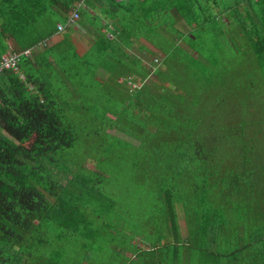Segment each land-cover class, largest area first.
<instances>
[{
  "label": "trees",
  "instance_id": "1",
  "mask_svg": "<svg viewBox=\"0 0 264 264\" xmlns=\"http://www.w3.org/2000/svg\"><path fill=\"white\" fill-rule=\"evenodd\" d=\"M82 1L94 0H0V57L18 58L0 71V264H60L49 232L112 215L110 175L132 192L141 177L153 188L143 223L158 216L150 247L124 264H264V0L174 1L185 33L169 10ZM73 9L87 37L58 32ZM154 34L165 54H131ZM240 39L258 71L248 84L229 76Z\"/></svg>",
  "mask_w": 264,
  "mask_h": 264
},
{
  "label": "rangeland",
  "instance_id": "2",
  "mask_svg": "<svg viewBox=\"0 0 264 264\" xmlns=\"http://www.w3.org/2000/svg\"><path fill=\"white\" fill-rule=\"evenodd\" d=\"M174 1L179 0H173V2ZM82 4H84L83 1ZM167 17H165V19H167ZM77 18H79V16ZM72 25L73 27L71 28L81 31L83 35L87 37L85 30L78 24V22L75 21ZM177 26H179L181 32H186L187 29L181 28L179 24ZM152 41L153 42H148V40H138V43L136 44L137 46L132 49L131 54L135 57L142 56L145 54L144 47H147L154 50L156 55L162 56L166 51L157 50L155 48L156 45H160L167 50L172 46L166 35L154 34L152 35ZM179 44L182 47L185 46L181 40H179ZM246 47L247 46L244 44L242 39H240V42L238 41V45L236 44V46L233 47V51L236 52H231L233 55L229 56V61L236 62V65L233 63L231 64L229 76L232 77L234 82H236L238 78L239 82L244 81L248 84L249 78H251L252 74L255 72L257 73L258 71L255 70L253 60H250V52L248 47ZM41 48L42 45H39L37 50ZM239 49L240 51H238ZM224 55L228 57L227 54ZM146 56H149L148 52H146ZM154 58H158V61H153L154 66H157L158 62H160V57L158 56ZM239 61L244 63L243 66L240 65ZM237 65L240 67L238 75L235 73ZM131 74L132 76H136L138 79H142V77L136 73ZM107 75L108 74L101 69L95 72L96 78L101 81L105 80ZM136 82L138 83L139 80H136ZM132 87L133 80L130 83L127 82L124 86L127 90H130ZM251 88L260 90V81H258L255 86L252 85ZM260 93L261 96H263V91H260ZM232 101L235 109L237 108L241 111L243 110L241 109L243 104L238 99L233 98ZM219 111L222 115L223 110ZM230 119H233L232 114L230 115ZM108 132L118 135V137H125L122 132L116 129H110ZM110 176L112 177L113 183L107 187L112 194L111 197L115 199V209L112 210V215H105V213L99 215H88L86 222L88 228L90 229L89 232L85 230V220L84 222H79L78 229L76 231L71 230L65 232L67 233V237H62L61 239L58 238L60 230L58 232L57 230L50 231L49 237L54 242L45 248L50 259H53L56 263L60 264H124L125 262L129 263L132 261L135 250L150 247V238L157 237V233H154L155 231L152 227L155 223H158V216L154 215L152 222L145 221V223H143V220L149 213V210H144L146 205L142 203L145 201L146 196L143 194L142 189L143 187H147L152 191L153 188L149 184L144 183L141 177H137L136 180L137 184L140 186V190L132 192L127 189L130 185L120 183L119 186H116V178L112 175ZM97 225H100V229H98ZM108 225H111L112 228L115 227L117 231L114 228V230L112 228H108ZM185 230H182L183 234H185ZM184 247H186V245H184ZM125 251H131L132 255L130 254L124 257L123 253ZM140 264H144V262H140Z\"/></svg>",
  "mask_w": 264,
  "mask_h": 264
},
{
  "label": "crops",
  "instance_id": "3",
  "mask_svg": "<svg viewBox=\"0 0 264 264\" xmlns=\"http://www.w3.org/2000/svg\"><path fill=\"white\" fill-rule=\"evenodd\" d=\"M118 2V5L120 8H123L121 10H169V13L175 17V22L176 26L179 24L181 28H185L182 21L179 20L178 17H176L175 10L177 8L175 7L176 4L173 3V0H115ZM99 5L97 4V1L94 0L92 2H86L84 1V5L88 10H120L117 8V6L111 5L108 1L106 0H98ZM177 2V1H176ZM84 6V7H85ZM102 6L105 8L102 9ZM195 10H202L198 5H194ZM212 10H219L217 6H214ZM110 22V20H109ZM179 28V26H177ZM186 29V28H185ZM135 47L137 46L136 44L138 43V40L133 39ZM135 47H132L133 49Z\"/></svg>",
  "mask_w": 264,
  "mask_h": 264
},
{
  "label": "built area",
  "instance_id": "4",
  "mask_svg": "<svg viewBox=\"0 0 264 264\" xmlns=\"http://www.w3.org/2000/svg\"><path fill=\"white\" fill-rule=\"evenodd\" d=\"M78 13L75 9H73L70 13L69 19L65 25L58 23V32L65 29L66 26L73 27V22L77 20ZM25 54H28L29 50L24 51ZM17 65H18V58L17 55L14 54V52H5L3 56L0 57V71L4 70H12L13 72L17 71ZM1 73V72H0ZM130 79L126 78L125 80ZM131 82V81H127ZM126 82V83H127Z\"/></svg>",
  "mask_w": 264,
  "mask_h": 264
}]
</instances>
